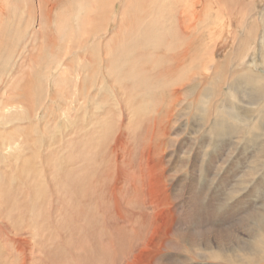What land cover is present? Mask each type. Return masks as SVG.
<instances>
[{
	"label": "bare ground",
	"instance_id": "bare-ground-1",
	"mask_svg": "<svg viewBox=\"0 0 264 264\" xmlns=\"http://www.w3.org/2000/svg\"><path fill=\"white\" fill-rule=\"evenodd\" d=\"M67 1V30L52 39L51 13L60 0L52 11L49 0H0V39L11 46L0 55V84L7 77L11 88H0V131L12 127L0 137V264L258 263L262 255L240 236L241 224L227 230V203L208 201L207 194L222 191L211 169H225L222 153L210 149L225 151L226 136L215 131L222 121L213 132L206 126L210 105L232 111L235 124L249 122L239 113L246 106L239 107L264 101H244L239 87L248 83L250 91L263 79L239 73L242 81L228 83L230 94L225 80L217 94L205 87L203 72L186 70L220 80L223 68L216 58L207 61L206 47L210 42L215 51L227 33L238 53L261 38L264 47V16L258 39L249 29L242 41L234 29L257 23L264 0H256L254 15V4L243 0H208L209 7L197 0L194 33L188 0ZM177 11L180 35L199 44L195 61L186 51L176 64ZM40 43L52 47L44 49L47 57L36 55L28 75L23 54L33 55ZM241 61L244 68L254 63ZM184 101L193 103L182 108ZM249 215L253 227L245 232L263 244L264 204Z\"/></svg>",
	"mask_w": 264,
	"mask_h": 264
},
{
	"label": "rangeland",
	"instance_id": "rangeland-1",
	"mask_svg": "<svg viewBox=\"0 0 264 264\" xmlns=\"http://www.w3.org/2000/svg\"><path fill=\"white\" fill-rule=\"evenodd\" d=\"M49 1H50L49 9L51 10L53 7V2L58 1V0H49ZM60 1H61L60 4H58V2H57L56 3L57 6L55 7V9H53V11L51 10L52 13L50 12L51 16H52V21L54 24H53V26H51V30L49 31L50 33L48 32L47 35L50 34L52 36L50 38H52V39H53V36H55V37L60 36L57 29H61L64 32V30H67L65 27H67V24H69V15H70L69 14L70 13L69 7L70 6L69 7H67V6L69 5L68 2H70V4L73 2L67 1V0H60ZM200 1L203 2V4H200V6L201 5L204 6V4H207V5H205L206 7L208 6V2H209L208 0H200ZM205 1H206V3H205ZM226 1H228V0H222L221 2L225 3ZM239 1H241V0H239ZM243 1L247 4L249 3L250 5L254 4L253 5V15H254L257 12L256 0H243ZM62 2L64 5H62ZM186 2H188V5L190 6L188 12L186 11L187 15H188L187 18L188 19L190 18L187 26L189 29L191 28L190 31L192 33H194V30L192 31V27L194 29L195 27L197 28V25H198L195 23V19H194L195 13L197 11H200V12H202V11L198 8H195V6L193 5V3H196L197 0H193V1L188 0ZM2 3H4V1ZM2 6H4V4H2ZM77 6L78 5H76L74 3L71 7L73 9H78ZM258 6H259L260 17H259V21L257 23L252 21V23H250L249 25L247 24V26H245V27H239L238 25H236V28H234V29H237L235 32L239 31L238 33L240 35L238 34V36L240 37V39L242 41L247 38V32L249 29L253 30V33L255 34L256 37L257 36L262 37L261 31H258L259 34L256 33L255 31H257L258 28H259V30H262V28L259 24H260V21L262 20V18L264 16L263 15L264 1H263V3H259ZM178 12L179 11L176 12V16H177L176 17V30L178 29L176 32H178V33H176V46H174V48L176 49V64L179 62V60H182L181 59V58H183L182 53H186V51L188 54V58H187L188 62L193 61V60L194 61L197 60L198 51L200 50L199 44L192 42V41H194V38H187V39L184 38L183 39V37L180 35ZM5 16H8V15L6 14ZM203 17H205L204 14H203ZM237 24H239V23H237ZM199 26H198V28H199ZM1 31H2V33H0V34L2 36L3 33H5V32H3V28L1 29ZM6 34H7V32H6ZM231 35H232V32L227 33L226 35L224 34V36H222V37L219 36V38L216 39L217 40L216 41L217 46L215 47V51H213V49H212L213 47L211 48L212 45L209 44L210 42L207 43L209 46L206 47V48L210 49V52H211L210 55H207L208 56L207 61L210 60L211 58H214V59L216 58L214 60V63L221 66V68H223V70L221 71L222 74H220V76L223 75L221 77L222 80L221 79L220 80L218 79V81L214 80L213 78L215 76V73H207V72L201 71V70H196V71L195 70L194 71L186 70V72L189 73V75H194V74H196V72L197 73L203 72L204 75L202 78V82H204L205 85H207V86H205L207 88L209 87L208 85L210 84L211 89L213 88L215 92H217V90H219V87L221 85V81L222 82L224 80L227 81V85L224 86V90H225L224 94H230L228 83H235L236 80L242 81L243 78H239V73L251 75L250 72H253V73H255V75H257L263 79L262 83L261 84L258 83V85H256V83H250V84H253V88L250 91H249L250 85H248V83L241 85L240 86L241 88L239 87V92L241 94L240 96L246 102H248V100H249L248 99L249 97H247V96H250V95L255 96L256 99H257V97L261 98V100L264 101V87H263L264 86V47H263V44L261 42L262 38L256 42L251 41L247 45V47L245 46L244 48H242V53H240V52L238 53V51H236V49L238 48V47L236 48L237 44L233 43V40L231 39ZM258 37H257V39H258ZM7 41L8 40L0 39V45H1L0 46V55L1 56H2L1 53H3V55H4V53L6 51H8V48H9V50L11 49L10 44H9V46H8V44H5V43H7ZM216 42H214V44ZM51 43H54L57 45V43H58L57 38L55 40H52ZM40 44H41V46L37 45L38 47L35 51L36 54H34L35 53L34 52L33 55H31L33 52L32 50H29V52L26 51V53L23 54L24 55L23 59H26V57L29 55V57H27V62L25 60V63H28L30 65L29 68H25L28 75L30 73H32V67L34 66V64L32 63V66H31V61L35 60L36 55L38 56L37 57L38 59H40V57H47L48 55L46 53L52 47V45L47 43L48 45L45 46V48H40V47H42L43 43H40ZM186 46H187V48H186ZM1 48H3V50ZM38 48H40V49L38 50ZM4 49L6 50L5 52H4ZM30 49H33V47H30ZM44 49H46L45 50L46 53L44 52ZM169 49L166 50V52H170ZM183 49H185V50H183ZM243 49L245 51L248 49V53L243 54ZM23 51L24 50L22 48V52ZM199 52H201V50ZM27 53H30V54H27ZM38 53H40V57H39ZM177 53H178V56H177ZM180 54H182V55H180ZM242 56H243V60L245 61V63H246V61L249 62V64H251V61H254V63L251 64L250 67H245V68L242 67V63H240V62H242L241 61ZM28 59L30 60V62L28 61ZM243 68H244V70H243ZM17 70H18V68H17ZM176 72L178 73V74L176 73V79H177V75H179V70ZM22 75H24V73L23 74L21 73V76ZM235 75H236V78H235ZM197 78H199V77H197ZM3 80H2V83L0 84V88L1 89L3 88L2 85L5 86V88H6V89L4 88L5 92H4V90H2V93L4 92L6 94L7 92H10L11 88L8 86L7 77H5ZM215 83H216V85H215ZM245 86H246V90H245ZM247 87H248V89H247ZM219 91L217 92V94L219 93ZM201 99H203V96ZM202 102H203L202 100H198L195 103L194 109H193L194 114H196V115L200 114L199 109L201 108ZM192 103L193 102H191V101H184V102H182V108H185L188 106V104H192ZM261 103L263 104V102H261ZM214 106L215 105H210V107H211V109L209 110L210 116H208V123H207L206 127H207L208 131L213 132L212 129L215 127L217 122L218 121L223 122V126H221V127L216 126L215 131L218 134L224 133V135L226 136L225 137V151H219L218 148L215 149L212 146H211L210 151H212L213 153H216V152L222 153L223 159L225 161V166H224L225 169L223 171V174H219L220 172L218 170L217 165H215V167H217V169H211L210 176L212 177V180H214L216 178L214 185H217L218 183L221 184L220 187L222 190L221 193H223V197L220 196L221 193L219 194L218 192H210L209 194H207L209 196V197L207 196L209 198L208 201L209 202L211 201L212 203H216L218 201V199H223V201L227 203V210H228L227 211L228 212V214H227V217H228L227 218L228 219L227 230L228 229L233 230V226L235 224H238V223L241 224L240 225V232H241L240 236H242L245 239L249 248H251V246L254 244L256 245V249H255V251H253L255 256L256 255L257 256L262 255V256H260L261 258L259 259L258 263H255V264H264V238H262V237L260 238V240L263 241L262 242L263 244H260V242H255L254 240H252L251 239L252 236L249 237L250 231H249V233L247 231L245 232V230L247 228H249L252 231V227H253L251 224V218L249 217L250 216L249 214L251 212L253 213V212L257 211V209L260 206H262V204H264V107L262 105L261 106L260 105L254 106L255 107L254 112L245 114V112L249 108L254 109V107H250L249 105H244V106L241 105L240 106V104H239L238 105V106H240L239 108H245V106H246V108L243 109V111L240 110L239 113H241L242 117H244V116L249 117L250 120H249V122H246V123L239 122V124H235L229 118V117H231L232 111H228V112L226 111V113L224 114V113L220 112V109H216ZM179 109H181V108L179 107ZM223 112H225V111H223ZM182 114H183V112H182ZM241 115H240V117H241ZM11 128L12 127L10 125L9 127L6 128V130L4 129V132L0 131V137L2 135H5V133H8V132L11 133L12 132L10 130ZM184 142H187V141H184ZM181 147L189 148V147H191V145L190 144H183V145H181ZM0 152H1L0 153V155H1L3 153V151L0 150ZM185 169H187L186 165H184L179 170H181V173H182ZM2 170L4 171L5 176H8V177L12 176V173L9 169L3 168ZM217 174H219V175H217ZM217 177H218V179H217ZM235 191H236V193L234 194L233 192H235ZM182 192L183 191H179V190L176 191V204H179L180 199H181L179 195ZM251 194H253V195H251ZM250 203H251V205H250ZM249 205L251 207H249ZM0 207H1V202H0ZM231 212H233V213H231ZM245 217H247V218H245ZM241 219H243V220H241ZM242 226H243L244 230L241 228ZM227 233L229 234V231ZM248 240H250V241H248ZM245 258L247 259L248 257L245 256ZM228 262H227V264L231 263L230 261H228ZM248 263H249V260H245L243 263H240V264H248ZM231 264H234V263H231ZM251 264H254V263H251Z\"/></svg>",
	"mask_w": 264,
	"mask_h": 264
}]
</instances>
